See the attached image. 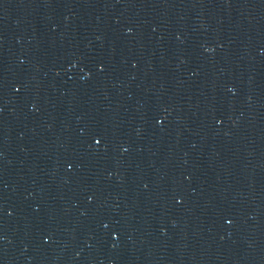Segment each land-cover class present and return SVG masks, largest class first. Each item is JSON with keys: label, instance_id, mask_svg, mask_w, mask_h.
Listing matches in <instances>:
<instances>
[{"label": "water", "instance_id": "obj_1", "mask_svg": "<svg viewBox=\"0 0 264 264\" xmlns=\"http://www.w3.org/2000/svg\"><path fill=\"white\" fill-rule=\"evenodd\" d=\"M0 264H264V0H0Z\"/></svg>", "mask_w": 264, "mask_h": 264}]
</instances>
